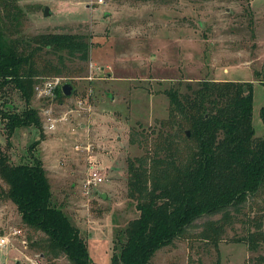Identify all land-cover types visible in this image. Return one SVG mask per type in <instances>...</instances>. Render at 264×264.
<instances>
[{"label":"rangeland","instance_id":"obj_1","mask_svg":"<svg viewBox=\"0 0 264 264\" xmlns=\"http://www.w3.org/2000/svg\"><path fill=\"white\" fill-rule=\"evenodd\" d=\"M9 2L0 8L6 37L72 33L89 44L83 62L61 51H36L32 61L41 59L45 67L32 76L29 106L40 127L18 126L8 135L0 119V151L10 164L30 162L29 154L40 159L51 202L78 229L91 264L109 263L123 240L120 230L137 214L125 194V159L141 150L129 143L128 133L157 131L167 117L169 87L203 80L252 82V124L255 136L264 137V0ZM53 77L60 84L51 96L35 91V85ZM63 83L71 86L68 96L60 90ZM12 106L23 108L20 94L3 86L0 108ZM47 115L53 119L51 130L44 128ZM91 167L102 180L85 188ZM5 188L0 180V236L20 233L0 248V264H28L23 254L37 255V264H65L63 255L51 258L37 247L41 233L20 221ZM207 218L197 219L190 234ZM242 224L228 227L216 244L194 236L175 239L156 250L148 264H250L258 253L236 240L244 232Z\"/></svg>","mask_w":264,"mask_h":264},{"label":"trees","instance_id":"obj_2","mask_svg":"<svg viewBox=\"0 0 264 264\" xmlns=\"http://www.w3.org/2000/svg\"><path fill=\"white\" fill-rule=\"evenodd\" d=\"M9 1L0 0V8L10 6ZM88 48L82 35L41 33L10 39L0 26V88L17 90L24 105L19 111L0 108L8 135L18 126L40 127L29 106L32 76L45 67L41 59L32 61L36 51H61L65 58L83 62ZM166 95L168 113L157 131L151 136L128 133L129 143L141 150L125 159V194L135 202L137 214L120 230L123 240L108 264H148L156 250L190 236L216 244L237 221L244 232L236 240L258 253L250 264H264V137L255 136L252 124L253 83L187 81L169 87ZM260 116L264 124V106ZM29 157L30 162L10 164L0 151L3 194L20 221L41 233L36 245L42 253L63 255L65 264H91L78 229L51 202L40 159ZM202 216L208 218L190 234Z\"/></svg>","mask_w":264,"mask_h":264},{"label":"built area","instance_id":"obj_3","mask_svg":"<svg viewBox=\"0 0 264 264\" xmlns=\"http://www.w3.org/2000/svg\"><path fill=\"white\" fill-rule=\"evenodd\" d=\"M59 84H60L59 78L53 77L51 79L41 82L39 85H35L34 89L40 94H43L45 96H51L53 94V90L55 86ZM45 112L48 114V111H45ZM45 120H47L48 122H45L44 128L46 130H51L54 126L53 119H51V117L47 115L45 117ZM101 180H102V177L99 175L98 171L91 167L87 170V174L84 180V187L86 188L89 184H93V185L97 184L98 182H101ZM19 233H20V230H12L11 232L5 235H1L0 236V248H3L9 245L11 237H13L16 234L19 235ZM35 257H37V255H34V257L31 258L23 254V258L27 261L28 264H37V261L34 259Z\"/></svg>","mask_w":264,"mask_h":264},{"label":"water","instance_id":"obj_4","mask_svg":"<svg viewBox=\"0 0 264 264\" xmlns=\"http://www.w3.org/2000/svg\"><path fill=\"white\" fill-rule=\"evenodd\" d=\"M46 13H47V8H44L43 14H46ZM60 90H61V92H62L63 95L68 96V95H70V92H71V86L68 83H63L60 86ZM186 133L188 135L189 134V131L186 130Z\"/></svg>","mask_w":264,"mask_h":264}]
</instances>
